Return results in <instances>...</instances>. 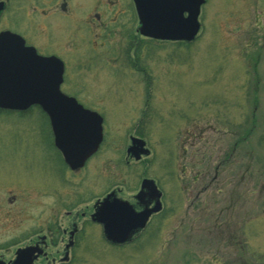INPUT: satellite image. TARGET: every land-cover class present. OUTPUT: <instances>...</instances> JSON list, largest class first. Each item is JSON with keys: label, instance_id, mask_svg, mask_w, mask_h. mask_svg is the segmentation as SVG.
Segmentation results:
<instances>
[{"label": "rangeland", "instance_id": "1", "mask_svg": "<svg viewBox=\"0 0 264 264\" xmlns=\"http://www.w3.org/2000/svg\"><path fill=\"white\" fill-rule=\"evenodd\" d=\"M199 21L194 42L140 41L144 70L68 66L63 90L103 117L105 138L59 196L68 170L38 107L0 110V258L149 178L163 208L136 242L112 245L79 217L69 261L55 264H264V0H206ZM130 136L151 151L134 166L124 162Z\"/></svg>", "mask_w": 264, "mask_h": 264}, {"label": "water", "instance_id": "2", "mask_svg": "<svg viewBox=\"0 0 264 264\" xmlns=\"http://www.w3.org/2000/svg\"><path fill=\"white\" fill-rule=\"evenodd\" d=\"M141 35L157 40L192 42L201 30L199 16L205 0H134ZM64 65L57 57H43L25 46L19 36L0 34V109L25 111L38 105L48 115L55 143L71 169L84 166L103 140V118L84 108L74 97L61 91ZM128 155L140 160L150 154L143 139L132 137ZM147 189L156 199L152 208L136 212L125 200L105 197L91 219L103 226L105 238L121 245L145 228L151 215L162 209V193L151 179H144L137 199ZM75 230L61 261L69 260ZM42 236L40 240H45ZM43 254L38 245L18 248L15 258L0 264H34Z\"/></svg>", "mask_w": 264, "mask_h": 264}, {"label": "flooded vegetation", "instance_id": "3", "mask_svg": "<svg viewBox=\"0 0 264 264\" xmlns=\"http://www.w3.org/2000/svg\"><path fill=\"white\" fill-rule=\"evenodd\" d=\"M138 28L139 17L134 0H0V34L3 32L15 34L23 39L25 46L32 48L38 55L43 57L54 56L60 59L64 65L61 90L65 94L76 98L78 102L79 98L63 90L65 72L69 65L80 70L96 69L100 64L101 67L109 66L131 70L140 68L144 70L145 68H141L144 65L137 62L140 55L144 53V50L139 47L140 41L170 42L142 36ZM103 60L107 62L106 65L102 63ZM37 107L42 115L43 122L46 124L44 136L47 146L53 151L54 155L60 158L62 164L68 170V173L56 177L54 190L55 196H59L63 187L70 185L71 177L78 174L87 162L99 152L105 133L103 131V141L98 151L87 159L84 166L71 169L55 143V135L48 115L39 106ZM131 138L132 136L129 137V144L124 149L126 153L124 162L128 166H134L142 160H135L134 157L128 155V148L132 143ZM50 160L53 161L52 158ZM144 179L141 180L136 193L124 196L121 188L111 189L104 196L96 199L89 211L76 212L74 221L68 227L61 229L59 225H54L48 228V233L37 234L27 240L21 247L38 245L43 249V254L39 256L34 264H55L57 261L63 263L61 259L67 252L66 246L72 240L70 237L73 230H75V233L73 245L69 249V257L71 249L77 242L76 237L80 231L77 219L79 217H89L92 221L91 215L97 210L99 203L110 193L114 192L111 200L116 198L126 200L136 212H141L145 208H152L156 204V199L152 198L147 189L143 191L140 199L136 198L142 188ZM154 181L162 192L161 202L163 206V190L159 183L156 180ZM15 200L16 198L13 197L10 202L13 203ZM70 214L71 212L67 213V215ZM155 215L157 214H153L150 220ZM95 224L103 228L101 224ZM59 230H62V234L60 240H57L55 236H58ZM143 230L139 232L141 233ZM139 232L126 243L136 242ZM42 236H46L45 240H40ZM59 244L63 245V250L60 254L55 255L52 248ZM14 257L15 252L13 257L7 260L0 258V260L9 262Z\"/></svg>", "mask_w": 264, "mask_h": 264}]
</instances>
